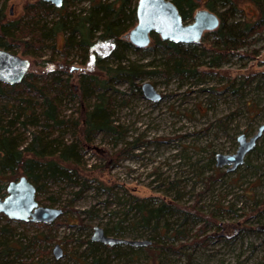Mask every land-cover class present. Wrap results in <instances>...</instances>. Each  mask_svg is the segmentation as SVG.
<instances>
[{"label": "rangeland", "instance_id": "374dc122", "mask_svg": "<svg viewBox=\"0 0 264 264\" xmlns=\"http://www.w3.org/2000/svg\"><path fill=\"white\" fill-rule=\"evenodd\" d=\"M36 1L0 0L1 16L6 22L26 20L25 6ZM206 1L194 0L192 17ZM89 2L68 0L61 10L63 19L86 14ZM240 8L218 12H228L227 25L256 20L254 6ZM192 17L184 23H191ZM57 19L59 15L51 12L43 23L50 27ZM67 31L55 40H44L53 48L14 46L9 51L30 61L32 77L26 81L34 86L41 87L53 79L54 70L61 71L54 85L67 86L61 94L60 117L70 125L97 101L96 96L83 100L78 96L81 74L104 75L90 54L85 60L64 47ZM248 41L225 55L218 54L216 37L206 32L198 43H180L189 48L192 59L183 78L164 74L168 56L152 39L139 52L126 50L124 64L134 62L148 74L135 81L137 88L107 81L104 95L115 131L89 134L85 144L79 128L70 126L61 139L80 147L78 163L72 167L77 173L74 182L48 184L36 193L39 205L60 208L62 215L50 224L13 221L2 215L0 231L5 235H0V248L11 247L3 260L8 264H264V131L234 171L226 172L214 161L217 153L233 154L237 136L251 137L264 122V27ZM96 53L102 55V49ZM72 67L76 71L70 72ZM144 82L162 96L159 102L142 97L139 88ZM26 100L33 103L37 96L23 84L12 90L4 84L0 126L13 120L15 108H23ZM39 128L23 129L15 123L10 129L25 142ZM19 177L2 174L0 186L4 190ZM161 203L174 212L156 225L138 223V205L150 208ZM95 226L105 233L109 230L106 234L112 237L120 238L113 234L118 228L123 239L150 240V248L121 244L91 254L87 242ZM56 244L62 249L60 259L52 254ZM94 253L101 254L94 257Z\"/></svg>", "mask_w": 264, "mask_h": 264}, {"label": "trees", "instance_id": "16d2710c", "mask_svg": "<svg viewBox=\"0 0 264 264\" xmlns=\"http://www.w3.org/2000/svg\"><path fill=\"white\" fill-rule=\"evenodd\" d=\"M136 1L90 0L87 13L72 16L70 14L71 20L69 21H65L61 14V10L68 4V0H63L62 6L58 8L50 3L37 0L34 4L25 6V15L28 18L16 22H6L0 13L1 49L9 51L14 46H31L37 49L53 48V44L46 45L44 40H55L59 33L68 30L67 36L63 38L64 47L78 52L85 60L91 56L94 66L104 75L99 77L90 73L81 74L76 88L79 91L78 96L81 100L96 96L97 101L91 108L87 107L82 111L76 122L72 121L69 125L60 117L61 94L67 86L54 85L57 81L55 76L61 71L54 70L55 74L51 75L53 79L45 82L41 87L26 81V78L32 77V74L28 72L20 84H23L31 94L37 96V100L33 103L26 100V105L23 108L16 107L13 120L9 121L7 125L0 126V175L25 176L35 186L36 193L48 184L62 180L69 183L74 182L72 176L77 173L72 167L78 163L77 151L80 147H77L74 141L69 144L64 143L61 139L65 135L64 133L72 128L70 126L78 127V135L83 138L86 144L89 141V134L115 131V127L109 120L108 97L104 95L107 81H123L132 88L136 87V80L148 74L134 62L124 64L126 50L132 49L134 52L142 50L133 47L125 38L128 29L133 27L136 22ZM171 2L176 6L183 22L192 17V12L197 6L194 0H171ZM241 4L255 7L258 13L256 20L253 22L244 21L240 26L227 25L226 14L228 12H218L219 9L228 7L229 12H238L242 11ZM204 9L216 13L220 21L215 30L206 32L216 37L219 55L241 49L248 44L249 38L256 31L264 27V0H207L204 2ZM51 12L59 15V19L53 21L50 27H46L43 21L46 15ZM66 23L70 26L68 27ZM150 37L156 45L166 51L168 56L164 62V74L166 73V76L174 74L183 78L184 73H188L191 69L189 60L192 61V59L189 56V48L185 50L180 43L161 41L154 33ZM97 48L102 49V55L96 53ZM113 63L114 65H112ZM2 87L4 84L0 83V92ZM15 87L16 85L8 86V89L12 90ZM20 119L21 122H19ZM15 123H19L23 129L27 125L33 127L39 125L40 128L31 131L29 140L24 142L19 134H15L10 129ZM54 133H56V137H53ZM4 195L5 189L3 190L0 186V196ZM137 211L139 213L138 223H142L144 227L151 223L156 225L164 216L174 212L165 203L150 208L140 204L137 206ZM1 216L2 214H0ZM105 231L108 234L109 230ZM121 233L123 232H120L118 228L113 230V234L120 238ZM0 235H5L2 230ZM87 244L91 254L99 248L110 247L91 241H88ZM112 247L117 249L119 246ZM9 248L11 249L8 245L0 248V264H8L3 260V257L9 254ZM140 248H150V245ZM129 249H133L132 246ZM100 254L94 253V257ZM95 262L96 260L93 263Z\"/></svg>", "mask_w": 264, "mask_h": 264}, {"label": "water", "instance_id": "95a60500", "mask_svg": "<svg viewBox=\"0 0 264 264\" xmlns=\"http://www.w3.org/2000/svg\"><path fill=\"white\" fill-rule=\"evenodd\" d=\"M41 1L50 3L56 8L63 4V0ZM135 18L136 22L125 34V38L137 49L149 46L152 33L156 34L161 41L195 44L199 42L205 32L215 30L220 22L216 13L207 9H199L194 12L192 22L185 24L171 0H137ZM30 65L28 59L0 48V83L8 86L20 84L29 72ZM74 69L76 68L72 67L69 71L72 72ZM140 92L144 99L151 102H159L162 99V96L149 82L141 84ZM263 131L264 122L251 137L247 138L244 134L238 135L235 152L233 154H215V166L225 167L226 172L234 171L244 163L245 156L253 150ZM62 213L60 208L39 205L36 200L35 186L25 176L8 182L5 187V195L0 196V214L9 220L50 224ZM90 241L110 247L119 244L146 247L151 244L150 240L112 237L97 226L92 229ZM52 254L55 259H60L63 256L61 247L56 244L52 248Z\"/></svg>", "mask_w": 264, "mask_h": 264}]
</instances>
